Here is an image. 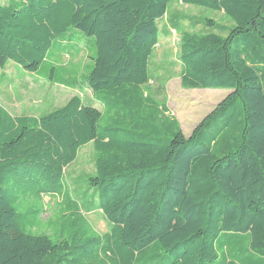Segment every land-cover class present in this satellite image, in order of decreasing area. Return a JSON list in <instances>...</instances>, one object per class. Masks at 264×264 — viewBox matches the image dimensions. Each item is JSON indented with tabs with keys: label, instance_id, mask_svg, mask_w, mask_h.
<instances>
[{
	"label": "trees",
	"instance_id": "16d2710c",
	"mask_svg": "<svg viewBox=\"0 0 264 264\" xmlns=\"http://www.w3.org/2000/svg\"><path fill=\"white\" fill-rule=\"evenodd\" d=\"M172 1L0 0V69L40 73L51 49L76 47L101 107L76 95L14 117L0 105V264H264V0H176L229 23L180 32L181 88L229 91L188 137L144 90ZM74 29L88 37L80 47ZM87 144L85 212L65 170ZM45 197L63 204L51 234L37 231Z\"/></svg>",
	"mask_w": 264,
	"mask_h": 264
},
{
	"label": "rangeland",
	"instance_id": "374dc122",
	"mask_svg": "<svg viewBox=\"0 0 264 264\" xmlns=\"http://www.w3.org/2000/svg\"><path fill=\"white\" fill-rule=\"evenodd\" d=\"M210 19L216 24L228 26L229 23L221 14L205 8L183 5L173 0L167 8V17L160 23L159 42L151 55L148 67L149 83L144 87L147 94L157 101L164 103L168 114L177 120L185 137H188L196 127L229 93L228 90H184L180 86V67L178 64V44L180 32L201 31L204 26L200 20ZM179 30L172 29L175 26ZM206 29V28H205ZM73 45L80 47L81 41L88 39L77 30ZM66 38V37H65ZM62 38L54 42H61ZM50 54V55H49ZM78 53L79 64H68L67 58L54 54V50L46 55V60L40 66L39 77H47L51 84L41 82L34 90L23 92L27 87L32 88L30 81L40 82L38 76L28 73L15 63L8 61L3 69H0V104L13 114L33 115L35 117L46 115L66 103L73 95L79 96L85 105H90L98 110L101 107L95 103L91 92L80 81L86 78L89 69L88 61ZM83 63V64H82ZM75 81H79L80 88L75 93L70 89ZM31 84V85H29ZM68 86L67 90L59 87ZM17 104V106L10 105ZM23 104V106H22ZM94 172L93 152L90 144L78 151L77 158L65 170V181L70 189L72 198L79 202L82 209L89 210L88 202H91V192L87 191V176ZM87 191V192H86ZM86 192L83 198L80 193ZM39 205L42 214L39 217L38 232L47 231L50 224L56 219L59 211L63 209L60 198H43ZM87 222L93 229L103 234L109 229L110 222L100 212L84 213Z\"/></svg>",
	"mask_w": 264,
	"mask_h": 264
},
{
	"label": "crops",
	"instance_id": "0c3cea01",
	"mask_svg": "<svg viewBox=\"0 0 264 264\" xmlns=\"http://www.w3.org/2000/svg\"><path fill=\"white\" fill-rule=\"evenodd\" d=\"M76 47H68V50H70V52L69 53H67V54H58V58L61 60V58L62 57H64V58H67V61H68V64H79V62H77V59L79 58V56H78V53H82L81 54V56L82 57H84V58H86L87 59V61H88V64H89V59L86 57V55L83 53V52H79V51H77V50H74ZM83 54H84V56H83ZM50 55V54H49ZM57 55V54H56ZM83 64V63H82ZM5 67V66H4ZM3 67V68H4ZM3 68H1V69H3ZM32 74H34V76L35 77H37L38 75H39V71H37V72H35V73H32ZM3 75H0V77H2ZM38 79L40 80V82H38L37 83V81H30V83L31 84H33V85H31V84H29V85H31L32 86V88H26L23 92H26V91H30V90H34V88H35V86H37V85H41V82H45V83H48V84H51V82L49 81V80H47V79H45V77L43 78V77H39L38 76ZM51 85H53V84H51ZM59 87H61V88H63L64 90H67L68 88H67V86H63V85H60ZM71 89V88H70ZM84 89H86V88H84ZM73 91H74V93H75V89H73ZM73 96H76V95H73ZM72 96V97H73ZM91 96H92V94H91ZM71 98V97H70ZM93 98V97H92ZM68 101V100H67ZM66 101V102H67ZM1 105V104H0ZM10 105H15V106H17V104H12L11 102H10ZM2 106V105H1ZM22 106H23V104H22ZM63 106V105H62ZM3 107V106H2ZM6 111H8L12 116H14V117H19V116H33V115H24V114H13V113H11L9 110H7L5 107H3ZM33 117H35V116H33Z\"/></svg>",
	"mask_w": 264,
	"mask_h": 264
}]
</instances>
